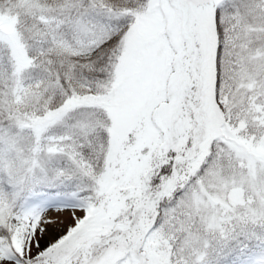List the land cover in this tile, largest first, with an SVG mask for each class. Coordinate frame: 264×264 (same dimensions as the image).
Listing matches in <instances>:
<instances>
[{"label":"snow or ice","instance_id":"snow-or-ice-1","mask_svg":"<svg viewBox=\"0 0 264 264\" xmlns=\"http://www.w3.org/2000/svg\"><path fill=\"white\" fill-rule=\"evenodd\" d=\"M0 264H264V0H0Z\"/></svg>","mask_w":264,"mask_h":264}]
</instances>
